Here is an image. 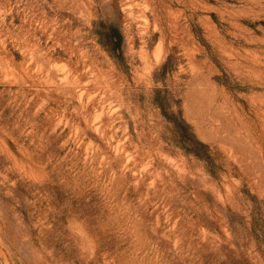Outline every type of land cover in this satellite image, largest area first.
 Returning a JSON list of instances; mask_svg holds the SVG:
<instances>
[{
	"label": "rangeland",
	"instance_id": "1",
	"mask_svg": "<svg viewBox=\"0 0 264 264\" xmlns=\"http://www.w3.org/2000/svg\"><path fill=\"white\" fill-rule=\"evenodd\" d=\"M0 264H264V0H0Z\"/></svg>",
	"mask_w": 264,
	"mask_h": 264
},
{
	"label": "trees",
	"instance_id": "2",
	"mask_svg": "<svg viewBox=\"0 0 264 264\" xmlns=\"http://www.w3.org/2000/svg\"><path fill=\"white\" fill-rule=\"evenodd\" d=\"M164 114H166L165 112H164ZM166 116H167V114H166ZM190 136H191V142L192 143H195V144H197V145H199V146H205L204 144H202L201 142H199V141H196V139H193L192 137V135L190 134ZM192 152L193 153H195L196 155H199V153H197V151H195V149H192Z\"/></svg>",
	"mask_w": 264,
	"mask_h": 264
}]
</instances>
